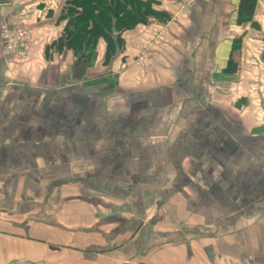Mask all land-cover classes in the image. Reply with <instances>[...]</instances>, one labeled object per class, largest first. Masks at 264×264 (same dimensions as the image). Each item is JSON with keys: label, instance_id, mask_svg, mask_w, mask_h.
<instances>
[{"label": "crops", "instance_id": "0c3cea01", "mask_svg": "<svg viewBox=\"0 0 264 264\" xmlns=\"http://www.w3.org/2000/svg\"><path fill=\"white\" fill-rule=\"evenodd\" d=\"M66 1L0 5V264H264V0H153L89 66Z\"/></svg>", "mask_w": 264, "mask_h": 264}, {"label": "trees", "instance_id": "16d2710c", "mask_svg": "<svg viewBox=\"0 0 264 264\" xmlns=\"http://www.w3.org/2000/svg\"><path fill=\"white\" fill-rule=\"evenodd\" d=\"M153 0H67L62 17L66 25L59 39L79 55L83 65H91L96 57L97 44L103 40L107 55H113L123 44L122 34L148 21L161 20L165 13L154 8ZM257 0H240L237 24L252 20ZM231 69L235 68L233 60ZM230 70V68H229Z\"/></svg>", "mask_w": 264, "mask_h": 264}, {"label": "built area", "instance_id": "2783aa9c", "mask_svg": "<svg viewBox=\"0 0 264 264\" xmlns=\"http://www.w3.org/2000/svg\"><path fill=\"white\" fill-rule=\"evenodd\" d=\"M1 42L3 50L12 54L19 61H25L30 55L33 36L31 32L24 29H13L7 24L0 27Z\"/></svg>", "mask_w": 264, "mask_h": 264}, {"label": "water", "instance_id": "95a60500", "mask_svg": "<svg viewBox=\"0 0 264 264\" xmlns=\"http://www.w3.org/2000/svg\"><path fill=\"white\" fill-rule=\"evenodd\" d=\"M9 0H0V5H4L6 3H8ZM6 264H28L27 262H24V261H12V262H9V263H6Z\"/></svg>", "mask_w": 264, "mask_h": 264}, {"label": "rangeland", "instance_id": "374dc122", "mask_svg": "<svg viewBox=\"0 0 264 264\" xmlns=\"http://www.w3.org/2000/svg\"><path fill=\"white\" fill-rule=\"evenodd\" d=\"M131 172H132V170H131ZM130 171H127V179H129V180H133V175L132 174H130L131 173Z\"/></svg>", "mask_w": 264, "mask_h": 264}]
</instances>
